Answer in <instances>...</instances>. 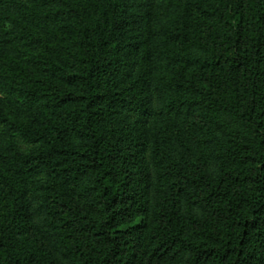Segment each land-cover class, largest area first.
Wrapping results in <instances>:
<instances>
[{"label":"trees","instance_id":"1","mask_svg":"<svg viewBox=\"0 0 264 264\" xmlns=\"http://www.w3.org/2000/svg\"><path fill=\"white\" fill-rule=\"evenodd\" d=\"M0 264H264V0H0Z\"/></svg>","mask_w":264,"mask_h":264}]
</instances>
